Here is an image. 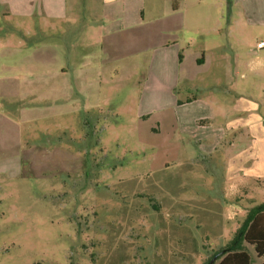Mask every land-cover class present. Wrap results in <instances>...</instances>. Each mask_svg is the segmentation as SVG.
Listing matches in <instances>:
<instances>
[{
    "label": "rangeland",
    "instance_id": "374dc122",
    "mask_svg": "<svg viewBox=\"0 0 264 264\" xmlns=\"http://www.w3.org/2000/svg\"><path fill=\"white\" fill-rule=\"evenodd\" d=\"M31 27L11 41L40 40ZM97 31L82 32L76 47L66 44L68 36L62 46L56 37L42 38L61 46V60L71 65L65 76L48 75L32 62L27 45L11 59L14 98L0 104V264H208L248 212L264 203V178L231 179L223 165L224 153L229 158L248 145V137L230 130L228 147L203 161V145L195 143L202 133L178 123L169 97L142 95L151 54L135 55L129 67L104 69ZM256 32H243L245 60L260 59L250 53L255 36L263 35ZM218 40L196 38L194 44ZM224 57L211 52L207 64ZM204 72L181 85L179 99L222 103V94L205 91ZM259 73L258 79H243L241 90L262 104L264 115V72ZM223 104L231 116L233 102ZM225 122L218 118L216 125ZM194 201L223 206L224 224H211L218 236L203 232L205 224L191 212ZM161 217L180 230L189 228L198 245L184 251L181 236L163 241ZM250 254L254 264H262Z\"/></svg>",
    "mask_w": 264,
    "mask_h": 264
},
{
    "label": "crops",
    "instance_id": "0c3cea01",
    "mask_svg": "<svg viewBox=\"0 0 264 264\" xmlns=\"http://www.w3.org/2000/svg\"><path fill=\"white\" fill-rule=\"evenodd\" d=\"M225 7L229 9L228 14L224 12ZM83 22L87 25L82 26ZM31 23L35 24L40 40L18 45L11 41L13 34L32 32ZM95 30L100 38L99 65L104 69L114 65L129 67L135 55L151 54L142 95L158 100L169 97L178 123L202 133L195 143L203 145V161L220 147H228L225 143L228 132L238 129L247 135L249 143L229 158L224 153L223 165L228 176L264 178L262 104L241 90V82L248 75L258 79L259 72H264V49L256 47L264 41V0H0V104L2 99L14 98L12 87L16 81L10 76V63L18 49L27 45V52L34 54L32 62L48 75L65 76L71 65L60 57L63 37L71 38V43L66 44L76 47V39L82 32ZM245 30L253 37L256 31L263 33L261 39L255 36L254 51L250 49L260 59H243ZM50 36L61 41L59 49L42 40ZM210 37L221 40L212 46L207 41L201 46L194 44L196 38ZM211 52L228 54V57L218 59L216 64H207V54ZM187 65L195 71L193 75ZM200 69L205 71L202 73L205 91L222 94L221 104L220 101L215 104L213 99H179L181 85L196 80ZM74 83L79 86L81 81L77 79ZM42 84H50V79L43 80ZM232 92L234 98L226 100L225 96ZM224 101L233 102L231 116ZM189 111L193 113L189 115ZM218 118L226 121L223 126L216 125ZM223 211L222 206L219 225L224 224ZM249 247L251 264H254L251 251L263 264L264 258H259L253 247Z\"/></svg>",
    "mask_w": 264,
    "mask_h": 264
},
{
    "label": "trees",
    "instance_id": "16d2710c",
    "mask_svg": "<svg viewBox=\"0 0 264 264\" xmlns=\"http://www.w3.org/2000/svg\"><path fill=\"white\" fill-rule=\"evenodd\" d=\"M199 123L203 124L205 122L200 121ZM192 203L195 206L191 212L197 214V222L199 224H205L202 228L203 232L218 236L220 230H215L212 228L211 224L216 221H221L222 206L217 203L204 204V202L201 201H194ZM161 227L163 241H168V243H170L173 239L181 236L184 243V251H187V247L190 248L198 245L196 237H194L193 232L189 228H182L180 230L175 224H166L163 217H161ZM246 246L253 247L257 256L259 258H264V203L255 206L248 212L243 226L238 229L234 238L225 248L216 252L208 264L215 257L216 260L213 264H251V258Z\"/></svg>",
    "mask_w": 264,
    "mask_h": 264
},
{
    "label": "built area",
    "instance_id": "2783aa9c",
    "mask_svg": "<svg viewBox=\"0 0 264 264\" xmlns=\"http://www.w3.org/2000/svg\"><path fill=\"white\" fill-rule=\"evenodd\" d=\"M257 49L258 50L264 49V41L257 43Z\"/></svg>",
    "mask_w": 264,
    "mask_h": 264
},
{
    "label": "water",
    "instance_id": "95a60500",
    "mask_svg": "<svg viewBox=\"0 0 264 264\" xmlns=\"http://www.w3.org/2000/svg\"><path fill=\"white\" fill-rule=\"evenodd\" d=\"M216 260V257L209 263V264H212L214 263V261Z\"/></svg>",
    "mask_w": 264,
    "mask_h": 264
}]
</instances>
